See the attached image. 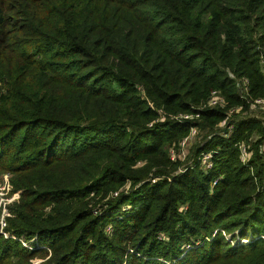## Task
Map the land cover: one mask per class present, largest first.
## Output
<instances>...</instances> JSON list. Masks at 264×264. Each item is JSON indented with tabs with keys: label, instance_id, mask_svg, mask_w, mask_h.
<instances>
[{
	"label": "trees",
	"instance_id": "obj_1",
	"mask_svg": "<svg viewBox=\"0 0 264 264\" xmlns=\"http://www.w3.org/2000/svg\"><path fill=\"white\" fill-rule=\"evenodd\" d=\"M263 61L264 0H0V264H264Z\"/></svg>",
	"mask_w": 264,
	"mask_h": 264
},
{
	"label": "built area",
	"instance_id": "obj_2",
	"mask_svg": "<svg viewBox=\"0 0 264 264\" xmlns=\"http://www.w3.org/2000/svg\"><path fill=\"white\" fill-rule=\"evenodd\" d=\"M263 71H264V61L262 62ZM240 89V97L244 98L246 95V92L248 90V82L245 79H241L240 82L237 85ZM217 107H223V99L220 96V93L217 91H212L210 94V98L206 104V108H217ZM261 111L264 112V96L261 98H258L254 100L251 103V108L248 110V112L251 111ZM239 110H237L238 112ZM247 112V113H248ZM246 113H244V116ZM193 116L188 115H182L176 117L177 121H183V120H192ZM223 127V125L221 126ZM198 135V130L196 127H193L190 129L188 135L183 138L177 145V148H170L169 149V157L172 162H175L176 160L180 161L181 163L186 162L187 155H188V147L191 145L192 142L195 141L196 136ZM240 150V159L243 164H245L249 158L251 157L250 152H247V148L244 145L239 146ZM262 151H264V145L261 148ZM212 155L211 153H201L199 155V158L197 159L198 165L201 167V169L204 172H208L212 168ZM188 165L193 166V160H188ZM186 165H183L179 172H183L185 170ZM9 174H3L0 175V233L3 234L5 238H8V234L4 233L3 230L7 226V219L10 217L9 207L10 205L17 199V194L9 195ZM216 181L212 183L213 186H215ZM242 242H247L243 240ZM23 246L28 247L29 246L26 243H22Z\"/></svg>",
	"mask_w": 264,
	"mask_h": 264
},
{
	"label": "rangeland",
	"instance_id": "obj_3",
	"mask_svg": "<svg viewBox=\"0 0 264 264\" xmlns=\"http://www.w3.org/2000/svg\"><path fill=\"white\" fill-rule=\"evenodd\" d=\"M245 117H254L256 119H261V120H264V112H261V111H251V112H248L246 113ZM200 135V134H199ZM197 135L196 138H195V141L191 143V145L188 147V155H187V159L186 160H190L192 158V149L195 145H197L198 143H200V141L202 142V135ZM16 201V200H15ZM229 239V237H228ZM37 263H40V260H37L35 261V264Z\"/></svg>",
	"mask_w": 264,
	"mask_h": 264
}]
</instances>
